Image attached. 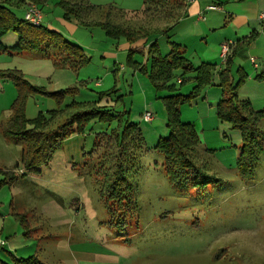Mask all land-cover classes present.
<instances>
[{"label": "rangeland", "instance_id": "rangeland-1", "mask_svg": "<svg viewBox=\"0 0 264 264\" xmlns=\"http://www.w3.org/2000/svg\"><path fill=\"white\" fill-rule=\"evenodd\" d=\"M207 1L217 3V0ZM222 1L224 6L234 2ZM58 2L46 0L40 5L29 1V4L40 9L44 27L59 32L83 48L91 62L77 71L55 67L54 61H61V57L57 49L48 46L46 52L0 53V72L19 70L31 84L41 83L49 91L75 88V93L64 94L67 103L96 102L98 106H106L105 109L112 108L114 116L130 117L142 131L146 150L133 149L131 163L125 165L136 210L120 224L119 221L110 222L111 215L106 210L102 194L105 178L101 172L97 173V165L92 166L95 160L89 158L100 135L115 130L118 121L109 126L112 122L103 124L92 120L85 126V134L81 136L86 138L84 163H66L72 156L66 153L68 148L64 144L67 139L62 148L52 154L49 164L41 168L44 169L42 176L30 177L19 173L11 179L20 214L31 223L36 244L34 256L49 264H264V149L259 152L253 176L243 180L236 168L242 144L241 133L221 122L217 116L216 107L221 98L216 92H220L222 97L224 90L210 86L198 98L181 107L182 121L194 125L200 141V145L188 151L189 159L208 175L222 180V184L211 183L203 191L192 185L179 187L172 184L164 173L163 157L154 149L158 141L168 138L170 133L165 109L150 86L153 92V96L150 93V109L156 121L149 123L143 120L144 109L138 106L137 100V103L133 100V93L140 91L139 86L131 85L125 72L117 69L128 58L130 49H119L120 43L125 41L117 43L99 27H86L74 19L65 21ZM87 2L97 7L114 6L135 13L126 15V18L136 26L155 27L160 24L165 28L171 24L157 21L151 12L143 15L145 0ZM8 8L17 19L24 20L27 5L19 8L8 5ZM157 39L163 52L169 49L164 37ZM1 42L13 47L18 43V36L8 32ZM105 51L116 53L115 60L105 55ZM240 59L248 67V70L244 69L250 73L249 59ZM135 60L142 61L143 58L137 55ZM114 61L117 65L113 70ZM107 72L110 78L105 80ZM97 74L98 78L94 76ZM179 75L180 72L175 74ZM191 78L193 76L187 74L182 85L177 83V78L174 79L177 87H181V94L192 90ZM0 81L5 85L6 93L9 90L16 92L13 82L2 78ZM97 82L100 83L98 86ZM209 90L210 99L207 96ZM104 92L109 94L101 96ZM120 96L122 102H118ZM238 96L250 99L253 109H264V78L246 79ZM45 101L51 100L40 98L35 101L42 105L44 112L49 109ZM1 103L0 107H3V101ZM134 103L136 105L131 112ZM53 104L57 108V104ZM124 110L130 111V116L125 115ZM255 135L264 145V119L255 128ZM11 142L24 147L22 142ZM123 151L115 147L112 154L118 160L126 161L130 154ZM102 152L103 149L95 152V157H101ZM84 157H88L86 163ZM20 165L24 168L22 163ZM7 187L11 188V185Z\"/></svg>", "mask_w": 264, "mask_h": 264}, {"label": "trees", "instance_id": "trees-1", "mask_svg": "<svg viewBox=\"0 0 264 264\" xmlns=\"http://www.w3.org/2000/svg\"><path fill=\"white\" fill-rule=\"evenodd\" d=\"M29 1L42 5L46 0L0 1V53L20 55L25 52H46L47 47L50 46L57 49L61 57V61H54L55 67L77 71L87 66L91 58L83 48L42 24L34 26L25 20L17 19L8 8V5L16 8L26 5L28 7L32 5ZM186 1L145 0L143 15L151 12L153 17L156 16L157 21L166 22L165 25L171 23L165 28L160 24L155 27L136 26L126 18V15L132 16L136 15L135 13L125 12L114 6L97 7L89 4L87 0H59L58 4L62 8L65 21L74 19L86 27H99L108 38L117 43L124 40L130 46L142 44L141 47L129 50L124 67H130L146 76L157 93L156 99L161 100L164 106L170 133L168 138L160 139L154 149L163 157L164 173L172 184L179 187L192 185L198 191H203L211 183L222 184V180L208 175L205 170L196 167L195 163L189 159L188 151L200 145V141L194 125L182 121L181 107L198 98L210 86H218L224 90L216 107L217 116L221 122L228 123L232 129L241 133L242 144L236 168L243 180H249L253 176L259 152L264 149L261 139L255 135V128L264 119V109L255 110L250 101L239 99L238 91L247 79V75L241 69L237 70L238 81L234 83L231 79L234 58L252 44L255 36L251 35L233 47L225 61L224 69L218 73V78L215 80L214 73L217 65L203 62L194 66L186 56L187 49L172 40V29L186 17ZM8 32H14L18 36V43L10 48L1 42V38ZM160 36L166 39L169 46V52L166 55H162L158 44L157 38ZM150 40L152 42L147 46ZM137 55L143 60L136 61ZM259 68L264 71L262 67ZM178 72L181 73V77L194 74V86L190 93H180L181 87H177V83L174 82L177 78L175 74ZM260 77L262 75L256 79ZM0 78L13 82L17 93L10 107L9 119L0 123V132L8 140L23 143L20 163L26 170L35 174L41 173V168L49 164L52 154L60 150L67 139L75 135L84 136L85 126L92 120L103 124L112 122L109 126L118 121L115 130L112 129L109 134L104 132L100 135L89 158L91 161L95 160L92 166L97 165L96 169H99L97 173L101 172L105 178L102 194L106 210L111 215L110 222L123 223L127 215L136 210V203L132 199L131 187L127 181L128 169L125 165L131 163L133 149L141 152L146 150V143L139 126L133 123L130 117L125 119L121 114L114 116L112 108L105 109L106 106H98L96 102L67 103L64 94L75 93L77 91L75 88L49 91L42 86L31 84L19 70L1 71ZM179 84L182 85L183 81ZM112 91L116 92V90ZM161 93H167V95L159 96ZM108 94L109 92H104L101 96ZM36 97L50 99L57 104V108L46 112L39 111L35 118H28V101ZM121 98L122 96L118 97V102H122ZM130 113L124 110L125 115L130 116ZM115 147L129 153L128 160L121 161L115 158L112 154ZM100 149H103V155L97 158L95 152ZM87 160L88 157L85 158V163ZM18 167L19 164H15L13 169L16 170ZM0 173L5 176V179L0 182L1 189L8 180L15 178V173L3 170H0ZM13 216L21 227L26 229L25 236H27L30 224L26 216L20 213ZM13 264L47 263L40 261L36 256H31L26 259L13 258Z\"/></svg>", "mask_w": 264, "mask_h": 264}, {"label": "crops", "instance_id": "crops-1", "mask_svg": "<svg viewBox=\"0 0 264 264\" xmlns=\"http://www.w3.org/2000/svg\"><path fill=\"white\" fill-rule=\"evenodd\" d=\"M212 5L216 7L215 10L209 9V6ZM263 13L264 0H234L232 4H227L226 6H224L222 0H217V3H211L207 0H187L186 17L181 19L172 29V40L183 45L187 49L186 56L194 66H198L203 62L217 65L214 73V78L216 80L218 78V73L225 67V62H221L220 60L223 44L234 42L236 46L251 35H254L255 37L252 44L244 48V50L239 52L234 58L231 79L234 83L238 81L239 74L237 70L239 69L247 75L248 81H252L255 77L257 78L261 75L262 77L259 79H263L264 71L261 68L256 69L251 63V59L254 58L258 64H264V19H260V16ZM151 42L152 40H150L149 43ZM141 46L142 44L130 46V44L124 42L122 44L120 43L119 49L126 51L127 49L138 48ZM168 52L169 49L167 48L164 52L161 50L162 55H166ZM104 54L108 57H113V60H115L116 53L113 51H105ZM242 57L249 59L247 65L252 69L250 70V73L247 71L248 67L245 62L243 63L241 61L240 58ZM106 64L107 63H105V65ZM115 65H117L116 61H114L112 66L113 70ZM110 66L111 64H109L108 68ZM117 69H121L125 72L124 75L128 77V81L131 85L139 86L138 88L140 91L138 94L133 93V100H137L139 102L137 103L136 101L138 106L140 105L144 109L142 118L146 113H152L153 116L150 121L143 120L145 122L154 123L156 119H154V113L150 109L152 107L150 93L153 96L150 83L137 71H129L127 67H124V64L118 65ZM190 75L194 77V74ZM94 76L98 78V74ZM185 77L186 76L181 77L180 73L179 77H177V83L179 84L181 81L184 83ZM108 78H110V75L107 72L105 80ZM191 79L193 80V78ZM3 83L4 82H2V84ZM34 84L42 86L41 83ZM99 84V82L96 83L97 86ZM12 87L13 86L10 88ZM210 92L211 90L207 92L208 99H210ZM15 93H12V90H9V93H6L5 85H1L0 81V106L3 101V107H0V123L3 120L6 121L9 119L11 115L10 107L17 96V93L16 95ZM216 94L221 98L220 92H216ZM161 95L165 96L167 93H161L159 96ZM40 98L41 97L30 98L28 101V118L33 119L38 115L39 111H43L41 110L42 105L35 103V101ZM243 98L239 96L240 100H248L252 102L248 98ZM52 102L45 101V106L47 109L49 108L48 110L55 109L54 102ZM134 105L136 104L134 103L131 107V112H133ZM165 118L167 117L165 116ZM84 139L86 138L75 135L65 142L64 146L66 145L68 148L66 153L68 152V154L72 155L71 158L66 160L67 164L74 163L78 165L84 163L83 152L85 151L84 149L86 145V140ZM11 141L6 139L0 132V170L13 172L15 173V176L19 173L23 175L29 174L30 177L42 176L44 169H41L40 174H35L21 167L20 157L23 154L24 147ZM15 164H19V167L16 170L13 169ZM4 179L5 176L3 173H0V182ZM11 181L12 180H8L0 190V192H4V194H0V239L4 242L2 245L0 244V264H13V258L26 259L36 254L35 238L32 233L33 231H31V226L27 233L28 235L25 236V230H23V227H21L13 216V214L20 213L21 209L16 203L17 193L13 191ZM9 185H11V188L7 187ZM47 263L49 264V262Z\"/></svg>", "mask_w": 264, "mask_h": 264}, {"label": "built area", "instance_id": "built-area-1", "mask_svg": "<svg viewBox=\"0 0 264 264\" xmlns=\"http://www.w3.org/2000/svg\"><path fill=\"white\" fill-rule=\"evenodd\" d=\"M209 9L215 10L216 7L212 5V6H209ZM260 19H264V13L260 16ZM24 20L34 26H39L42 24V14L37 5L32 4L27 7L25 15H24ZM234 46H235L234 42H227L223 44L222 51H221V59L223 61H226L228 55L230 54ZM251 63L256 69L259 67H262L264 69V64L262 65L258 64L254 58L251 59ZM144 119L147 121H150L152 119L151 113L149 112L146 113L144 115ZM3 243L4 242L0 239V244L2 245Z\"/></svg>", "mask_w": 264, "mask_h": 264}]
</instances>
